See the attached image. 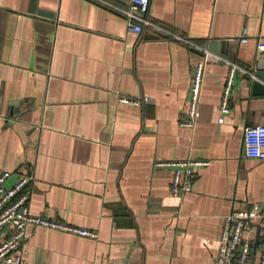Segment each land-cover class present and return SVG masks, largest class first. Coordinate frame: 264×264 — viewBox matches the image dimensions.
I'll use <instances>...</instances> for the list:
<instances>
[{"label":"crops","instance_id":"1","mask_svg":"<svg viewBox=\"0 0 264 264\" xmlns=\"http://www.w3.org/2000/svg\"><path fill=\"white\" fill-rule=\"evenodd\" d=\"M130 1L0 0V172L33 177V214L98 232L29 227L28 264H216L224 219L264 205V161L244 148L245 129L264 124L244 73L264 59V0H151L147 18L172 35L131 32L111 7ZM202 48L240 70L225 113L230 68L205 65L188 127ZM182 159L210 164L175 197L173 170L155 163Z\"/></svg>","mask_w":264,"mask_h":264},{"label":"built area","instance_id":"2","mask_svg":"<svg viewBox=\"0 0 264 264\" xmlns=\"http://www.w3.org/2000/svg\"><path fill=\"white\" fill-rule=\"evenodd\" d=\"M150 5L151 0H131L126 8L111 7L128 19L129 30L133 33L141 34L144 28H153L172 35L147 18ZM243 35L242 42L245 43L248 38H246L245 32ZM175 38L192 44L183 37L175 36ZM257 49L264 58V42H259ZM202 51L204 59L195 67L190 88L189 118L184 122V125L188 127L196 125L205 65L209 61L224 62L230 68L221 102V108L225 113L230 112L228 102L234 73L236 70H240L237 64L213 54L208 49L202 48ZM244 73L252 80H257L254 73L248 71H244ZM119 99L120 102L124 103L140 104V101L127 97H120ZM244 148L248 159L264 161V124H257L245 129ZM209 164L208 160L195 159L158 160L155 163L157 167H170L173 170L172 195L175 197L190 192L196 171ZM11 178L12 173L10 171L0 172V264H28L25 258V242L29 227H42L90 239L98 238L96 230L33 214L30 209L31 193L28 189L33 177L20 176L16 181L9 184ZM255 229H258V241L251 235ZM216 264H264L263 204L251 202L245 208L233 210L224 219Z\"/></svg>","mask_w":264,"mask_h":264},{"label":"water","instance_id":"3","mask_svg":"<svg viewBox=\"0 0 264 264\" xmlns=\"http://www.w3.org/2000/svg\"><path fill=\"white\" fill-rule=\"evenodd\" d=\"M218 48L217 53L220 55H224L223 57H227L226 53L222 51V47H220V43L217 44ZM214 49L213 46H211ZM257 80H253L252 82V92L254 95L260 96L264 95V59L260 60L257 63V73L255 74Z\"/></svg>","mask_w":264,"mask_h":264}]
</instances>
